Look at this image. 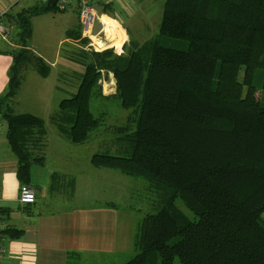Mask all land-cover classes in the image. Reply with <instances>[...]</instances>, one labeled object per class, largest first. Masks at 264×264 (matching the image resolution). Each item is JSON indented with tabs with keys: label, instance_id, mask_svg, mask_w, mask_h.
Wrapping results in <instances>:
<instances>
[{
	"label": "trees",
	"instance_id": "trees-1",
	"mask_svg": "<svg viewBox=\"0 0 264 264\" xmlns=\"http://www.w3.org/2000/svg\"><path fill=\"white\" fill-rule=\"evenodd\" d=\"M52 11V4L34 3L0 16L14 44L3 52L12 65L0 123L21 185L30 184L34 164L44 163L46 131L43 119L14 113L11 103L27 65L49 75L27 48L31 19ZM109 11L106 5L102 13ZM66 35L79 40V26ZM122 48L121 54L74 48L70 60L84 70L50 120L78 145L100 126L93 100L117 101L128 113L118 155L90 161L142 179L162 197L137 226L135 255L125 264H264V0H165L157 35ZM103 72L115 83L106 97L98 84ZM21 234L6 230L10 240Z\"/></svg>",
	"mask_w": 264,
	"mask_h": 264
},
{
	"label": "rangeland",
	"instance_id": "rangeland-1",
	"mask_svg": "<svg viewBox=\"0 0 264 264\" xmlns=\"http://www.w3.org/2000/svg\"><path fill=\"white\" fill-rule=\"evenodd\" d=\"M106 1L113 5L111 13L116 15L117 22H114L121 28L123 40H125L124 45L129 42L141 45L157 35L165 0ZM30 6L29 0L22 1L14 8V11L18 12ZM103 7L104 5L98 6V13H102ZM111 13L107 14L112 16ZM104 19L108 20L105 16L102 20L104 21ZM98 24L96 21L94 31L98 30ZM31 25L33 32L29 43L33 45L37 53H40V58L44 62L52 64L56 61L57 53L61 55L55 64L50 66L47 78L40 77L33 67L27 65L22 72V87L12 106L16 113L31 114L43 119L46 131L45 141L48 144L63 140L65 143L62 144L72 145L68 140L61 138L50 117L57 111L58 103L63 99L70 98L71 94L76 91L79 78L84 70L82 65L70 60V53L75 51V47L68 46V42L65 41L67 31L78 30L77 11L75 9L62 13L52 11L32 18ZM167 45L183 48L182 44H176L174 40H169ZM67 47L69 52L64 50ZM113 51L116 54H121L123 48L113 49ZM98 84L105 97L114 94L115 83L111 74L103 72ZM91 111L99 119L100 126L85 143L77 145H81L77 152H67V159L71 164L84 170L85 179L87 182H91L96 190L95 193L104 202L110 201L117 205L119 220L117 227L115 226V233L119 247L115 256L103 264H125L135 255L133 240L137 226L147 213L154 212V209L160 205L162 197L142 179L125 176L113 169L96 167L93 169L91 167L90 161L95 154L118 155L116 141L122 135L118 132L126 126L128 115L117 101L109 99L93 100ZM11 154L13 155L12 152ZM63 155L56 156L63 159ZM96 201L85 198L81 200L84 203H80V205L85 203L91 205ZM178 207L187 217L193 218V215L180 203H178ZM261 221L264 223V213L261 215Z\"/></svg>",
	"mask_w": 264,
	"mask_h": 264
},
{
	"label": "crops",
	"instance_id": "crops-1",
	"mask_svg": "<svg viewBox=\"0 0 264 264\" xmlns=\"http://www.w3.org/2000/svg\"><path fill=\"white\" fill-rule=\"evenodd\" d=\"M22 1L27 2L0 0V16L7 12H20L14 11V8ZM29 2L31 6L34 4L33 0ZM101 4L110 5L111 9L113 7L106 0H102ZM105 15L117 20L114 14ZM10 33L11 30L8 35L0 34V96L5 92L8 71L12 65V58L3 53L14 48V44L8 40ZM70 40L67 37L65 39L68 46L77 48ZM27 49L35 56H41L31 43H28ZM64 50L68 51V47ZM60 55L57 53L56 61ZM56 61L45 63L50 68ZM21 87L22 82L19 90ZM15 102L16 97L11 103L13 111L12 104ZM61 141L50 144L45 141L44 163L31 167L29 186L35 191V202L22 206L18 202L21 184L16 177L17 160L9 150L6 126L0 134V214L8 229L22 231L19 238H8L7 257L3 264H103L110 261L118 250L115 233L119 220L117 205L110 201L104 202L95 193L91 182L85 179L84 170L68 161L67 152H77L81 145L62 144L65 142ZM61 154H64L63 159L56 156ZM85 198L97 201L91 205H80Z\"/></svg>",
	"mask_w": 264,
	"mask_h": 264
},
{
	"label": "built area",
	"instance_id": "built-area-1",
	"mask_svg": "<svg viewBox=\"0 0 264 264\" xmlns=\"http://www.w3.org/2000/svg\"><path fill=\"white\" fill-rule=\"evenodd\" d=\"M37 4H52L56 12H65L70 9H75L78 13V23L81 31L79 40H70L78 49L86 52L101 53L106 50L118 49L115 44L116 38L108 32L106 24L102 20L105 16L111 20L120 30L119 25L114 20L104 13H98V6L102 0H33ZM98 22V30L94 31L95 22ZM11 26L6 27L4 23H0V34L8 35ZM86 43L82 44L81 41ZM114 41V42H113ZM125 40L122 39L120 48L123 47ZM114 52V51H113ZM4 131L2 123H0V134ZM35 191L29 185H21L19 188L18 202L22 206H28L35 202ZM8 229L4 218L0 214V264L7 257V240L6 230Z\"/></svg>",
	"mask_w": 264,
	"mask_h": 264
},
{
	"label": "bare ground",
	"instance_id": "bare-ground-1",
	"mask_svg": "<svg viewBox=\"0 0 264 264\" xmlns=\"http://www.w3.org/2000/svg\"><path fill=\"white\" fill-rule=\"evenodd\" d=\"M104 23L106 24L108 32H110L113 37L117 39L116 45L119 49L120 43L124 38L122 31L111 20L104 19Z\"/></svg>",
	"mask_w": 264,
	"mask_h": 264
}]
</instances>
